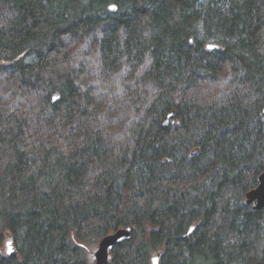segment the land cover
<instances>
[{"label": "trees", "instance_id": "1", "mask_svg": "<svg viewBox=\"0 0 264 264\" xmlns=\"http://www.w3.org/2000/svg\"><path fill=\"white\" fill-rule=\"evenodd\" d=\"M263 109L264 0H0V264L264 263Z\"/></svg>", "mask_w": 264, "mask_h": 264}, {"label": "water", "instance_id": "2", "mask_svg": "<svg viewBox=\"0 0 264 264\" xmlns=\"http://www.w3.org/2000/svg\"><path fill=\"white\" fill-rule=\"evenodd\" d=\"M111 12L117 11V6L112 5L109 7ZM208 50L215 51L219 50L220 47L217 45H208ZM61 98L59 92H55L52 96V101L57 103ZM264 115V109L262 111ZM176 113L169 114L164 121L162 122V127L167 129L174 122ZM247 204L252 206L254 210H264V173L259 178V185L257 188L253 189L246 195ZM194 226L191 227L190 233L194 230ZM132 229H119L116 232H113L106 237H104L100 242L97 251L94 253L95 264H110V257L112 252L120 245L132 240ZM7 257L17 259L19 257V252L15 246L14 239L11 236H8L2 250ZM162 253H159L152 257V264H160V259ZM252 264H264L262 262L252 263Z\"/></svg>", "mask_w": 264, "mask_h": 264}, {"label": "rangeland", "instance_id": "3", "mask_svg": "<svg viewBox=\"0 0 264 264\" xmlns=\"http://www.w3.org/2000/svg\"><path fill=\"white\" fill-rule=\"evenodd\" d=\"M99 242L100 241H97L94 244H92L91 248L88 250V252H89L88 264H95V256H94V253L98 249Z\"/></svg>", "mask_w": 264, "mask_h": 264}, {"label": "flooded vegetation", "instance_id": "4", "mask_svg": "<svg viewBox=\"0 0 264 264\" xmlns=\"http://www.w3.org/2000/svg\"><path fill=\"white\" fill-rule=\"evenodd\" d=\"M110 260L112 261V255H111V257H110Z\"/></svg>", "mask_w": 264, "mask_h": 264}]
</instances>
